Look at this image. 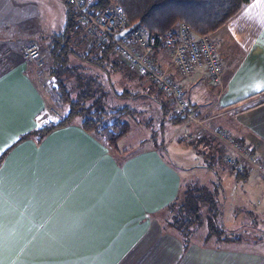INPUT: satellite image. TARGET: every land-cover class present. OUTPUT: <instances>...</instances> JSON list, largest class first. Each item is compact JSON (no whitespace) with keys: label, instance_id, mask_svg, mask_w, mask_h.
Instances as JSON below:
<instances>
[{"label":"crops","instance_id":"0c3cea01","mask_svg":"<svg viewBox=\"0 0 264 264\" xmlns=\"http://www.w3.org/2000/svg\"><path fill=\"white\" fill-rule=\"evenodd\" d=\"M36 3L0 0V259L5 264H264V243L258 239L220 246L216 240L191 241L184 248L163 212L179 196L183 178L157 147L112 152L77 125L54 131L39 145L30 139L17 143L50 122L46 114L52 105L47 108L46 100L56 102L48 78L41 77L44 53L30 64L24 56L32 43L46 49L54 35L37 37L45 14ZM63 26L64 20L56 34ZM22 34L30 36L19 39ZM214 34L223 48L241 52L228 68L218 56L220 81L212 83L204 71L189 78L172 72V77L198 116L214 120L215 129L247 146L264 166V0H251ZM166 56L165 49L157 59L164 63ZM175 130V137L187 132L184 124ZM182 139L189 141L177 140ZM222 170L235 180L240 203L261 211L252 197L260 190L264 196L260 175L252 171L242 179L243 171ZM251 178L253 195L245 190ZM223 223L229 230L241 228V221L237 227H227L224 218Z\"/></svg>","mask_w":264,"mask_h":264},{"label":"trees","instance_id":"16d2710c","mask_svg":"<svg viewBox=\"0 0 264 264\" xmlns=\"http://www.w3.org/2000/svg\"><path fill=\"white\" fill-rule=\"evenodd\" d=\"M57 1L64 8V26L59 34L50 38L49 46L40 59L42 63L40 72L53 80L52 87L60 116L57 120H50L46 125L21 136L17 143L30 139L39 145L54 131L77 125L105 148L112 152L117 151L118 142L130 131L128 120L133 119L138 123V118L145 112L141 105L152 101L156 103L160 98L163 100V102L159 100L158 103L161 111L160 125L162 126L165 121L172 126L183 124V119L177 115L172 114L169 117L165 113L167 110L165 105L169 106L168 100L150 81L147 92L125 90L116 92L111 75L121 72L126 67L114 58L115 42L110 38L85 44L77 42L76 33L79 30L77 15L65 0ZM250 1L91 0L89 8L100 13L113 5L127 19L128 28L140 29L144 34L158 36L160 41L152 55L153 59H157L158 54L165 50L163 37L173 33L179 24H185L197 35H212L237 17ZM153 90L157 92H152ZM126 101L129 104L123 105ZM202 136H198L197 140L194 138L188 141L187 145L198 153V145L206 142L203 146H208L213 153L210 163H221L219 150L213 149ZM236 144L243 145L240 141H236ZM228 168L232 172L241 173L235 167ZM248 175H245V178ZM193 184L195 182L191 183L187 190L184 189L183 192L181 190L182 193L180 192L173 203L163 211L168 227L181 238L184 248L191 243L201 226H204L206 231L202 243L211 239L218 242L239 241L245 234L244 229L242 230V227L239 230L227 229L223 223L222 209L214 199L220 185L214 184L216 190L210 193L204 187ZM170 217L174 220L172 223L168 220Z\"/></svg>","mask_w":264,"mask_h":264},{"label":"rangeland","instance_id":"374dc122","mask_svg":"<svg viewBox=\"0 0 264 264\" xmlns=\"http://www.w3.org/2000/svg\"><path fill=\"white\" fill-rule=\"evenodd\" d=\"M26 1H31L32 3L35 4H37L36 2H39L43 5L42 9L45 15L44 17L41 16L39 31L37 32L39 36L37 37L38 38L41 36L45 37L44 35H47L46 37H48V35L51 34L55 35L60 30L62 22L64 20L62 5L56 0H26ZM25 28L26 26H23V29ZM81 32H82L81 30H78L77 32V37H76L77 42H81L82 44H85L86 42L93 43L92 39L87 37L84 33L81 34ZM21 36H23L22 39H26L30 36V34H22L20 35L19 39L21 38ZM209 38L215 43L216 41L214 39H216L218 42L221 41L219 40L217 34H213V36L210 35ZM157 43L154 46L151 56L153 55L155 48L157 47ZM162 43L164 44V47L166 49L167 48L166 43L164 41H162ZM223 43L224 42H221L220 44L219 42L218 50L216 47V53H218V56L223 61L225 67L228 68L230 67L233 61H235L237 58L240 57L241 52L240 50L237 49L227 50L226 48H223L224 47ZM38 44H39L40 55H42L45 51V45L40 43ZM166 51H167V56H166V61H164V63L159 61L158 59H153V58L152 59L159 67L167 68L168 77L172 78V81L175 84H177V86L180 87V89L184 92L186 98L184 87L181 85L180 82L174 80L172 77L173 76L172 72L176 74V76L179 75L175 72L176 70L170 65L169 62L170 53L168 52V50ZM24 56L26 58V61L30 64V62L32 61H29L27 59L26 54H24ZM114 58L116 60H119L116 54V50L114 53ZM122 65L125 66L126 68H124L121 72L111 75V81L113 83L114 90L116 92H122L124 90L130 92H147L149 80H147L145 77L144 78L146 80L143 79L141 75L137 74L136 72L128 68L124 63ZM197 71H204V68L202 67L196 68V70H194V73L191 76H193ZM221 75H222V62H221L220 78L214 84L220 81ZM41 77H43L45 80L46 74L43 73ZM179 77L189 78V77H181V76ZM47 83H49V85H47L49 90H51L54 94L51 85V79H47ZM157 91L153 90L152 92H157ZM160 93L168 100L169 103V106L168 104L165 105L167 106V110L165 113H167L169 117L172 114L177 115L174 107L171 105L169 101V97L163 94L162 92ZM159 100L160 102H163V100L160 98L156 100L158 101L156 103L152 101L151 103L148 102L141 105L142 110L145 112H143L142 113L143 115L138 118V120L141 122L140 124L134 122L133 119L128 120V123L130 125V131L125 137H123L119 141L117 145V147H119L118 149L120 150V152L125 151L127 154H131V153H137L145 149L147 150L149 148H153V146L157 147V149H160V156L164 159V161L167 164L171 165L173 168H175V170H177L181 175V177L183 178L182 180L183 186L181 188L182 192L184 191V189L187 190L189 187H191V183L195 182V184H193L194 186L204 187L205 190L209 191L210 193H214V190H216L214 189V184H219L220 187L217 191L218 194H215L214 199L218 201V204L220 205V209H222V216L227 224V227L230 226L232 227L233 225H236L233 227H237L239 222L241 221L239 226L242 227V230L244 229L245 232V235L243 234L242 239L243 238L245 239V237L253 241L256 239L258 240L264 239V202H263L264 196L262 195V190H260V192L257 193L256 195L252 196L254 197L253 204H256L257 206L260 205L259 208L262 210L258 211L256 210V208H253L252 210L248 202L242 201L240 203V201L237 198L238 195H240V191L235 193L233 190L235 180L233 179V177L227 176V172H223L224 170H222V169H228V166L235 167L239 171H243L244 177H242V179H245L246 177L245 175L250 174L249 172L254 171L255 175H257L258 178L260 175V178L264 180V166L258 161V159H256L254 154L252 153L247 154L246 151L243 152L244 149L245 150L247 149V146L241 145L239 146V149H237L235 145L230 143L228 138L232 139V137L229 135V133L226 132L225 130H222L221 128L215 129L213 125H215L216 122L214 120H211V118L208 119L203 118L196 114L197 116L193 117L192 120H188V121L183 120L184 121L183 124L186 127L187 132L185 131L186 133L185 135L182 132L177 137H175L174 133L176 131L175 130L176 125L172 126L166 122L164 123L165 128L160 125L161 121H159L160 117H158V114L159 113L161 114L159 107L160 105H158ZM185 100L187 101V99ZM125 104H129V103H127L126 101L123 103V105ZM51 105H52V110L49 113L47 112L46 115L50 120H57V118L60 116V111L58 110V106L56 102H53V104L50 102L49 104V102L46 100V107L48 108ZM191 109L193 108L191 107ZM173 127H175V129H173ZM226 134L228 135V138L226 137L227 136ZM201 135H203L202 138H206L208 140L209 144L213 146V149H216L217 151L219 150L221 156L220 159L221 163H219V166L221 168H219L218 164H215V162L210 163V159L213 153H211L212 150L208 146H203L204 143L206 144V142H202L201 144L198 145L199 152L197 153L189 145L184 144L183 139L182 141L177 140L179 138H182L183 136L185 137L186 141L187 140L191 141L192 139L194 138L196 139L198 136L200 137ZM233 142L236 144L234 139ZM233 156H236V158ZM229 159H231L232 161L234 160L233 164L228 163ZM235 160L238 161V165L236 164L234 165V163L236 162ZM209 165H211V167ZM217 168L221 171L217 172L218 170ZM231 179H233L234 181L233 180L230 181ZM250 186H254V184L252 183V178L250 179L248 185L246 183L245 190H247V192L249 191L250 195H253L252 192L253 189H251ZM235 206L238 207L237 211H235ZM252 212H255L256 216L250 214ZM239 218H241V220ZM168 220L171 221V223L174 221L173 218L171 217L168 218ZM202 221H204V219ZM205 233H206L205 227L204 226L199 227L197 234L194 235L193 237L194 240L192 241L194 242L198 241L199 243H202V238L205 235ZM213 240L214 239H211L210 242L213 243ZM216 243L220 246L224 242H216ZM262 246L264 248V245Z\"/></svg>","mask_w":264,"mask_h":264},{"label":"built area","instance_id":"2783aa9c","mask_svg":"<svg viewBox=\"0 0 264 264\" xmlns=\"http://www.w3.org/2000/svg\"><path fill=\"white\" fill-rule=\"evenodd\" d=\"M77 15L78 28L92 39V42H101L112 39L115 42V50L119 60L137 74L145 77L156 86L159 92L169 97L171 105L177 115L184 121L192 120L196 113L185 100L184 92L168 77L167 68L159 67L152 59V52L158 36L144 34L140 29H132L119 41L114 36L128 29L127 19L121 11L110 6L100 13L93 12L89 8L87 0H65ZM80 33V31H79ZM166 50L170 53V65L181 77H189L196 68H204L209 80L215 83L221 74V60L216 53V43L209 36L195 34L185 24H179L173 33L163 37ZM29 61H37L40 58L38 43L30 44L24 51ZM53 86V81H51ZM227 135V134H226ZM228 138V135L226 136ZM230 143L239 146L228 138ZM250 153L248 149L243 152ZM229 159L228 163L233 164ZM237 162L234 163V165ZM238 165V164H237ZM261 166V165H260Z\"/></svg>","mask_w":264,"mask_h":264},{"label":"water","instance_id":"95a60500","mask_svg":"<svg viewBox=\"0 0 264 264\" xmlns=\"http://www.w3.org/2000/svg\"><path fill=\"white\" fill-rule=\"evenodd\" d=\"M132 30V28H128L122 32H120L119 34L114 36V40L115 41H119L123 36H125L126 34H128L130 31Z\"/></svg>","mask_w":264,"mask_h":264},{"label":"snow or ice","instance_id":"6c2138e0","mask_svg":"<svg viewBox=\"0 0 264 264\" xmlns=\"http://www.w3.org/2000/svg\"><path fill=\"white\" fill-rule=\"evenodd\" d=\"M2 247H3V240L2 238H0V249H2ZM0 264H5V262L2 259H0Z\"/></svg>","mask_w":264,"mask_h":264}]
</instances>
